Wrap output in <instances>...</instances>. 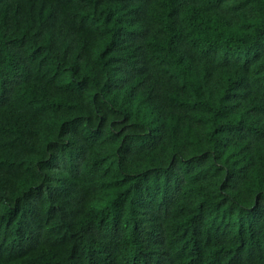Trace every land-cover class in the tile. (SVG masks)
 <instances>
[{
	"label": "trees",
	"instance_id": "16d2710c",
	"mask_svg": "<svg viewBox=\"0 0 264 264\" xmlns=\"http://www.w3.org/2000/svg\"><path fill=\"white\" fill-rule=\"evenodd\" d=\"M0 264H264V0H0Z\"/></svg>",
	"mask_w": 264,
	"mask_h": 264
}]
</instances>
